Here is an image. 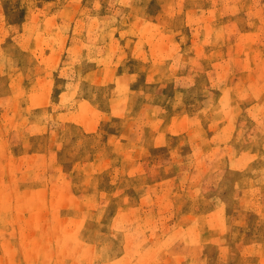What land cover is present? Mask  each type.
<instances>
[{
  "label": "rangeland",
  "instance_id": "rangeland-1",
  "mask_svg": "<svg viewBox=\"0 0 264 264\" xmlns=\"http://www.w3.org/2000/svg\"><path fill=\"white\" fill-rule=\"evenodd\" d=\"M0 264H264V0H0Z\"/></svg>",
  "mask_w": 264,
  "mask_h": 264
}]
</instances>
